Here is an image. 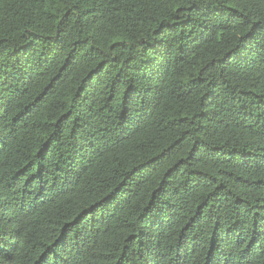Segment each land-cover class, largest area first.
<instances>
[{"label": "trees", "instance_id": "trees-1", "mask_svg": "<svg viewBox=\"0 0 264 264\" xmlns=\"http://www.w3.org/2000/svg\"><path fill=\"white\" fill-rule=\"evenodd\" d=\"M0 264H264V0H0Z\"/></svg>", "mask_w": 264, "mask_h": 264}]
</instances>
